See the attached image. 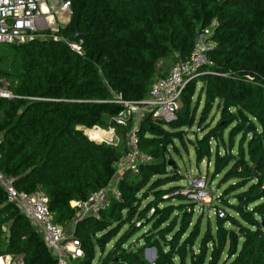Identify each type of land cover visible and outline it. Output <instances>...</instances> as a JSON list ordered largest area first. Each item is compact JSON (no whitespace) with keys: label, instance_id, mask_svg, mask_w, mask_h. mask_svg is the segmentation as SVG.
Returning <instances> with one entry per match:
<instances>
[{"label":"trees","instance_id":"1","mask_svg":"<svg viewBox=\"0 0 264 264\" xmlns=\"http://www.w3.org/2000/svg\"><path fill=\"white\" fill-rule=\"evenodd\" d=\"M66 1L70 20L60 40L0 43V80L17 96L0 98V169L18 191L48 195L56 224L68 230L78 212L71 202L113 181L134 131L155 161L124 173L122 197L99 216L77 220L78 263L149 264L151 247L155 264H264V0ZM205 29L211 63L188 79L175 118L144 111L139 123L131 116L118 124L125 108L115 96L144 101L168 74L160 63L188 60ZM76 34L80 52L68 43ZM80 126L113 127L125 144L96 142ZM188 130L196 163L213 161L219 186L228 184L215 207L225 216L216 212L205 226L182 193L179 167L166 159ZM8 254L23 264H56L0 184V257Z\"/></svg>","mask_w":264,"mask_h":264},{"label":"built area","instance_id":"2","mask_svg":"<svg viewBox=\"0 0 264 264\" xmlns=\"http://www.w3.org/2000/svg\"><path fill=\"white\" fill-rule=\"evenodd\" d=\"M58 13L70 14V1L59 0H0V43L12 44L23 43L36 38L53 37L60 40L58 35L61 26L55 23V15ZM50 33H46V31ZM42 36V37H40ZM212 36L211 29H205L197 38V45L188 60L178 61L169 73L159 78L152 86L148 97L141 102H130L116 95L114 102L123 105L125 108L116 118L118 124H125L131 116L139 123L141 112L151 111L158 118L170 121L175 118L183 92L190 76L199 68L211 63L208 51L213 42L208 41ZM205 41V43L203 42ZM70 47L80 52L81 45L77 42L68 41ZM17 96L9 90L4 80H0V98L13 99ZM139 110L138 116L133 111ZM80 129L92 140L118 147L120 138L113 127L103 129L99 126L88 128L80 126ZM104 131L100 136L98 131ZM1 158V154H0ZM155 161L154 157L143 151L139 146L136 133L132 131L128 135L127 145L123 154L116 161V175L113 181L107 186L93 191L86 200H75L71 206L78 210L80 218L87 216H99L100 213L111 205L112 198L122 197V191L118 186L120 177L127 171H138L144 164ZM190 179V178H189ZM0 184L4 188L7 201L16 204L22 212L39 228L43 234L47 248L56 258V264H72L84 255V249L80 241L68 234L61 226L56 224L55 216L50 208L48 195L42 192L26 194L20 192L14 185V179L6 176L0 169ZM191 202L196 204V209L212 202L206 178H191L188 184L182 189ZM220 217L225 216L223 210H215ZM80 220V219H79ZM6 229V228H5ZM3 264H23V261L16 258V255L1 256Z\"/></svg>","mask_w":264,"mask_h":264},{"label":"rangeland","instance_id":"3","mask_svg":"<svg viewBox=\"0 0 264 264\" xmlns=\"http://www.w3.org/2000/svg\"><path fill=\"white\" fill-rule=\"evenodd\" d=\"M56 3H59V0H54ZM55 23L56 25L59 26H65L68 22H69V18H70V14L69 13H58V15H55ZM69 17V18H68ZM49 31V30H48ZM46 31V32H48ZM42 37V36H40ZM203 42V41H202ZM205 43V41L203 42ZM178 62V60L176 58H169L167 60H164V62L161 64V73L162 74H167L169 69H171L176 63ZM134 116H138L139 110H135L133 111ZM143 112H141L142 114ZM141 115H139L138 117H140ZM196 129V128H194ZM192 130H188V134L185 136V143H182L178 140H176V144L177 145V149H173L170 148V151L168 152V154L166 155V159L167 160H173L175 161V163L177 164V166L179 167V171L181 173V175L184 176L183 181H181L182 185H187L189 180L191 178H195V177H200L202 178H206V183L208 186V189L210 191V193L212 194V202L208 205L203 206L201 209H196V214H202L203 215V226H205L207 219H211V221H214L215 219V207H218V197H220L221 192L223 191L224 188L227 187L228 184H223L221 187L219 186L220 184V180H221V176H215L213 174L214 171V165H213V161L212 162H207L206 160L202 161L200 164L196 163L195 160V154H194V148L191 145L190 141H189V136L191 139H194V137L191 135L193 134L191 132ZM190 134V135H189ZM119 137V136H118ZM120 138V144L117 148H121L124 144L125 141H123L122 137ZM190 178V179H189ZM134 177L131 176L130 177V181H133ZM203 210V211H201ZM79 219H83L80 218V214L77 212V216L74 219V221L72 222V224L68 227V230H66V232L68 234H70L72 232V229L75 227V224L77 222V220ZM139 225V223H138ZM38 231L39 228L37 227ZM140 234L134 235L127 243V246L130 245V243H137V238L139 237ZM115 241V240H114ZM114 241H112L107 248H111V246L113 245ZM138 245L143 246V241H140L138 243ZM97 255L100 254L99 249H97ZM144 256L146 258V260L148 261L149 264H155V260L157 258V253L154 251L153 248L151 247H146L145 249V253ZM16 258H18V260H20L19 256H16ZM72 264H79L78 260H73Z\"/></svg>","mask_w":264,"mask_h":264},{"label":"water","instance_id":"4","mask_svg":"<svg viewBox=\"0 0 264 264\" xmlns=\"http://www.w3.org/2000/svg\"><path fill=\"white\" fill-rule=\"evenodd\" d=\"M81 36H82V34H76V35L72 36L69 40L76 42ZM153 249L156 252V249L155 248H153Z\"/></svg>","mask_w":264,"mask_h":264},{"label":"crops","instance_id":"5","mask_svg":"<svg viewBox=\"0 0 264 264\" xmlns=\"http://www.w3.org/2000/svg\"><path fill=\"white\" fill-rule=\"evenodd\" d=\"M69 18V17H68ZM70 19V18H69ZM164 61H162L161 63H160V67H161V64L163 63ZM171 69H169V71H170ZM160 71H161V68H160ZM169 71H168V73H169ZM162 76H164V74H162ZM40 231V230H39ZM40 233H41V231H40ZM41 235L43 236V234L41 233ZM19 257H20V259L22 260V256H20L19 255Z\"/></svg>","mask_w":264,"mask_h":264},{"label":"bare ground","instance_id":"6","mask_svg":"<svg viewBox=\"0 0 264 264\" xmlns=\"http://www.w3.org/2000/svg\"><path fill=\"white\" fill-rule=\"evenodd\" d=\"M98 134H99L100 136H103V135H104V131L99 130V131H98ZM0 264H3L1 259H0Z\"/></svg>","mask_w":264,"mask_h":264}]
</instances>
